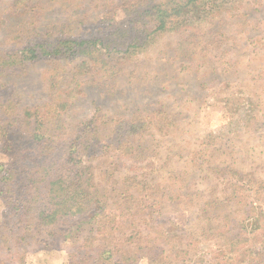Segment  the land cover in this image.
<instances>
[{"label":"rangeland","instance_id":"374dc122","mask_svg":"<svg viewBox=\"0 0 264 264\" xmlns=\"http://www.w3.org/2000/svg\"><path fill=\"white\" fill-rule=\"evenodd\" d=\"M189 2H198L201 7L184 9ZM158 10L166 19V32L159 28ZM127 28L133 29L126 33ZM81 40L96 46L80 48L70 56L73 42ZM56 48L65 55L39 58L42 61L35 58ZM206 71L210 72L208 77H204ZM138 107L148 120L158 110L185 113L183 116L199 130L193 134L195 140L208 132H213L215 138L233 134L228 139L234 145L228 146L230 168L226 180L237 181L243 197L238 198L231 219L243 213L238 206L241 208L246 199L253 205L257 198L264 208V197L259 195V176L264 178V0H0V164L8 163L6 144L11 140L10 132L35 137L38 143L31 146L33 149L42 146L40 134L46 126H40L47 112L51 113L50 118L60 114L68 123L66 134H76L98 122L106 124L117 116H132ZM239 108L246 112L263 110L261 123L252 133H242V137L236 133L239 117L235 113ZM247 142L250 143L246 145ZM248 146L258 147L256 154L247 153L254 158V164L239 159L238 154L243 155ZM67 149L58 148L59 165L78 155L77 150ZM207 156L210 157L209 152L199 155L206 157V163L200 164L205 168L196 176L202 191H209L212 178ZM217 159L214 157L208 167L220 171ZM104 160L105 165L116 170L115 153ZM157 160L154 157L145 165L156 166ZM36 161V167L47 166L43 160ZM183 161L181 157L179 163ZM51 163H55L52 158ZM127 163L125 168H132ZM27 164L30 167V162ZM245 165L253 167V173L243 175L241 169ZM80 166V161L75 163V168ZM125 168L124 173L130 174ZM233 169L238 175L232 176ZM118 173L114 171L113 177L100 179L99 190L114 191L117 186L108 182L116 179ZM53 174L70 182L71 173L67 170ZM94 174H98V169ZM132 175L141 180L139 174ZM2 176L1 171L0 180ZM1 183L0 264H69L70 254H74L72 241L76 239L81 244L86 238L99 239L110 233L112 225L120 226L117 212L108 209L86 223L85 216L62 218L64 221L59 224L46 223L36 236L37 213L27 215L28 209L18 195L9 193ZM43 186L32 191L44 196L36 197L32 209H59V199H54L55 194ZM59 191V198L65 196L64 191ZM182 208H171L134 224L133 228H140L149 243L159 247L153 252L150 246L142 247L136 261L116 255L111 264H264V220L256 230L258 238L251 234V225L248 232L240 230L230 242L220 233L202 237L203 231L196 229L197 222H192V216ZM25 230L28 238L22 242L20 237ZM163 233L169 239L160 243ZM247 237L252 240L244 241ZM66 238L70 239L65 242ZM139 238L131 240L132 245L124 244L125 249L135 251ZM179 248L187 253H177ZM165 250L166 255L158 258ZM173 250L176 251L172 253ZM101 263L106 262L101 260L98 264Z\"/></svg>","mask_w":264,"mask_h":264},{"label":"trees","instance_id":"16d2710c","mask_svg":"<svg viewBox=\"0 0 264 264\" xmlns=\"http://www.w3.org/2000/svg\"><path fill=\"white\" fill-rule=\"evenodd\" d=\"M190 6L201 7L198 2H189L183 8ZM160 12L163 13L158 10L156 19L159 20V28L166 32L168 31L167 22L160 15ZM152 15L154 16L153 13ZM132 29L127 28L125 32H131ZM64 44H67V42ZM73 44H75L73 49L68 47L71 50L70 56L81 50L80 48L85 49L96 46V43H89L87 40L73 42ZM192 52V50L188 51V53ZM64 55V51L62 52V50L56 48L44 52V54H37L35 58L42 61L44 59L39 58L56 59ZM120 71L121 73L124 72L122 69ZM209 73L206 71L204 77H208ZM196 108V115H198V108L200 107L197 106ZM196 108L193 112H196ZM140 110L138 107L132 116H117V118H112L110 123L106 122V124L98 122L94 127H89L76 134H66L68 123L60 114H57V118H50L51 113L47 112V118H42L40 126L41 129L45 126L46 128L42 132L43 134H40L42 146L38 147V150L31 148V146L38 143L35 137H23L10 132L9 138L11 140H8L6 144L9 156L8 163L6 165L0 164V172H4V176L0 181L3 186L7 187L9 193L18 195L17 198L20 202L26 205L27 215L37 213L35 215L38 216L40 221L38 219V223L35 224L37 226L34 230L37 231L36 236L38 232L43 230L46 223L59 224L64 221L62 218L74 219L81 218V216H85L83 221L86 223L88 220L94 219L96 213L112 209L117 212L116 217L120 219V223L117 222V224H120V226L113 227L112 225L110 233L99 239L86 238L81 244H79V241L76 242V239L75 242L72 241L74 254H70L69 264H87L84 262L85 260L95 264L100 263L102 260L106 262L104 264H111L116 255L121 259L126 258L127 261L134 259L136 261L140 256L142 247L147 248L150 246L153 252L156 249L155 247H159V245L149 243L150 241L142 236L143 232L139 230L140 228H136L137 226L133 228V225L139 221H146L149 217L153 219L160 212L171 211V208L183 207V212L192 216L191 221L197 222L196 229L203 231L202 237L220 233L232 242L235 239L233 237H238L236 235L240 230L248 232L251 225H253L254 228L251 234L258 238L259 235H257L258 231L256 230L260 229L264 220V208L261 202L256 200L257 198L253 200V205L246 199L241 208L238 206V209H241L243 213L231 219L234 216V209L237 208L239 203L237 202L238 198L243 197V191H241L242 188L239 183L226 180L230 168L228 164L230 160L227 152L228 146L234 145L228 139H231L233 134L231 136L224 134L215 138L216 135L213 132H208L199 140L198 138L195 140L193 134L199 130L193 128L191 122L183 116L185 113L176 114L165 109L158 110L156 116L148 120L143 113H140ZM243 110L239 108L235 113L239 117L236 122L238 137H242L241 134L244 132L252 133V130L261 123V113H263L262 109L249 112ZM9 125L11 124L9 123ZM34 129L38 131L39 127L34 125ZM225 130H227L226 127ZM224 140L228 141L224 143ZM249 143L247 142L246 145ZM60 147H66L69 149H67L68 151L75 149L78 155L59 165L57 150ZM257 149L258 147L251 149L248 146L246 152L243 150V155H239V151L233 153L238 154L242 163L245 160L247 164H254V158L247 156V153L252 152L254 155L257 153ZM207 152L210 153V157L207 156V168L211 172L212 178L209 191H202L198 189L196 176L199 175L200 170L205 168L204 165L200 164L206 163V157L199 158V155ZM111 153H115L116 164H118L116 170L115 168L112 169V165H105L104 159ZM154 157L158 158L156 166H154L155 163L153 166L145 165L148 160H154ZM181 157L184 161L180 164ZM214 157L218 158L216 163L218 168L221 169L220 171L211 166L215 161ZM51 158L55 161L54 164L51 163ZM36 160L45 161L47 166L36 167ZM60 161H62L61 158ZM78 161H80L81 166L75 168V163L77 164ZM29 162L30 167L27 164ZM89 162L90 165H88ZM127 162L130 163L129 165L132 168H125ZM210 163L211 165L208 167ZM69 164H72V168L69 167ZM256 164H259V162H256ZM171 166L175 168L170 169ZM124 168L130 171V174L128 172L124 173L126 171ZM97 169L100 175L94 174ZM62 170L71 173L69 175L70 182L65 183L53 174L54 171L60 173ZM114 171L119 172V179H117V174V178H113L108 183H112V186L115 185L117 188L108 193L107 190L100 191L99 185L102 184L99 183L100 179L113 177ZM231 171L232 176L238 175L234 169ZM252 171L253 167L247 165L241 169L243 175L253 173ZM132 174H139L141 180H138ZM260 177L262 176H259V195L263 198L264 178ZM93 178L95 179L93 180ZM41 184L44 185L42 189H48V193L55 194L54 199H59L57 200L59 209L51 212L38 208L32 209L36 197H44L37 192H32ZM95 187L96 189L92 190ZM59 189L64 191L65 196L59 198ZM248 197L250 198V195ZM243 207L247 208L244 209ZM65 209H67L66 213L63 214ZM59 212H61V216H59ZM84 227L88 228L87 225ZM29 232L27 231V233ZM139 234L141 235L140 238ZM25 236L26 230L20 237L22 242H25L28 238H25ZM262 237L264 240V233ZM77 238H81V233ZM135 238H139L135 251L131 250L132 248L131 251L126 250L127 247L124 244L132 245L131 240ZM164 239L167 242L169 236L166 237L163 233L160 243H163ZM177 239H180V237L177 236ZM249 239L252 240L247 237L244 241ZM68 240L66 238L64 241ZM180 248L177 253H187L186 250ZM175 251L173 250L172 253ZM94 252L97 253L94 255ZM166 253V250L161 251L158 258L161 255L163 257ZM154 255L156 257V252H154Z\"/></svg>","mask_w":264,"mask_h":264}]
</instances>
